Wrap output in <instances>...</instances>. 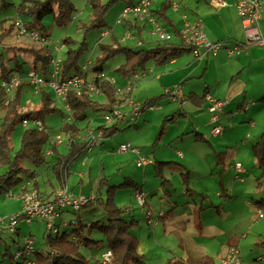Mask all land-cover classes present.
<instances>
[{"label":"rangeland","instance_id":"obj_1","mask_svg":"<svg viewBox=\"0 0 264 264\" xmlns=\"http://www.w3.org/2000/svg\"><path fill=\"white\" fill-rule=\"evenodd\" d=\"M11 5L3 8L0 5V30L2 27H9L13 20L24 18L17 14L16 7L21 0H7ZM73 7L74 17L66 21L63 24H58L52 14L45 16L41 22L42 27L47 34V45L51 47L50 52L52 54L60 55V51L57 52L53 49L54 44L63 43V39L69 37L71 42L68 47L75 48L82 42H85V50L81 55L79 64L82 66L87 61H91L93 66L88 67V71L94 67H101L102 70L110 76L115 78L116 85L121 88L124 83V77L117 71V67L123 61L122 54H115L113 56L103 57L102 52L97 45V41L104 44H110L115 36L118 41L130 48L133 47H146L152 46L160 40L157 34L152 32L150 25H146L142 34H139L137 28L131 25L125 20H130L132 23L139 24L140 21L130 19V16L122 20L121 23H116V19L119 16L125 2H115L107 11L105 15V26L101 28H91L86 30V25L90 22L91 10L88 0H70ZM105 2L106 0H102ZM181 7V1L179 2ZM186 8H181L175 11L171 5L167 8V15L176 24L177 28H181L183 25L182 14L185 13L189 19L193 17L195 9V1L184 2ZM153 7V6H152ZM160 22L164 25L168 32L169 38H173V26L169 21H165L163 17L159 16ZM13 30V29H12ZM110 31L103 37L100 36L102 31ZM128 30L134 38L122 39L125 35V31ZM13 34V33H12ZM165 41H168V39ZM4 38L0 35V68L2 65L5 67H13L15 61L23 63V56L19 55L16 59H9V54L6 45L3 41ZM13 37L10 35L9 41H12ZM140 39L143 44L138 45L137 40ZM57 41L61 43H56ZM32 45H35L32 43ZM67 46L62 48L61 54L66 51ZM183 54V53H182ZM168 64V63H167ZM150 66L155 68L159 67L154 64L152 60L148 61L145 68L138 70L139 72H149ZM29 68V64H23V69ZM1 83V77H0ZM14 90L12 97L15 96ZM45 91L53 97L56 109L54 112L46 114L42 121L46 125V131L50 138H53L57 134H64L61 129L63 117L66 115V111L63 107V102L53 94L50 87H46ZM165 90L153 74L147 75V78L137 80L132 84L131 96L141 103L146 104L148 100H154L156 109H144L135 121L129 120V116H124L117 121V130L111 136L103 137L100 140L99 146L93 147L91 151H83L75 157L68 165L66 187L74 195H83L89 197L90 194L95 193L98 197L94 200H90L86 206L80 207L77 211L71 208L64 209L63 218L66 222L71 219L80 218L84 223H88L92 219H99L100 224L105 221V212L101 207V198L105 197V190L103 189L100 181L103 177L108 180L109 184H119L127 178L132 179L135 183V187H120L115 195V201L121 208H129V215L135 219L138 228L135 229L137 233V250L143 253L145 256L146 264H199L197 259L204 257L203 253L200 255H194L187 258L182 252V246H175L176 240L174 236L176 232L192 238L194 245L199 243L204 246L209 245L211 257L209 264H227L223 258H227L230 246H237L238 258L240 264H264V250L263 248L255 245L257 241L258 229H264V217H256V207H250L245 204L241 194H234L229 197H221L216 195L220 189L218 186V173L222 174V180L224 182L225 193H231L229 189L234 186L236 189L242 188L244 192L255 194L256 177L258 170L248 166L247 173L242 174L244 181H240L233 178L232 170L229 167L231 157H234L233 150H239V153L246 148L251 147L252 143L257 139L251 137L246 146L237 149L235 142L240 139L242 131H231V124L227 120L226 122L219 120L217 124L223 129L222 133L213 137L209 133L212 128L210 123V114L202 113L196 115L193 111H186L181 108L179 101H173L169 96H164ZM4 97V96H3ZM5 98V97H4ZM2 98V99H4ZM41 94L40 92H34L28 84H24L19 92V106L21 109H32L40 105ZM94 99L98 101H105V95L95 96ZM2 101V100H1ZM159 107V108H158ZM119 108L122 111H127L128 107L125 104H121ZM6 112V105L0 104V121L2 120ZM250 112L256 117L264 116V110L259 109V106L250 108ZM132 112L129 113L131 115ZM104 111L89 109L87 112V118L82 121H77L76 125L80 128V134H84V130L87 125L91 128H96L98 125L106 123L104 120ZM135 122V123H134ZM134 123V124H133ZM35 122L29 121L27 125H24L21 121L17 122L14 126L10 137L9 144L10 149L8 151L10 159L13 158L15 152L20 147V140L23 131L27 128H33ZM264 130V129H263ZM261 130V131H263ZM161 131V132H160ZM261 131L259 133H261ZM199 133L204 138H197L196 133ZM245 137V136H244ZM242 142V140H240ZM238 142V145L240 144ZM246 142V141H245ZM131 144L132 147L137 148L139 155L145 156L151 159V163L144 166L136 165V153L132 151L119 152L118 147L120 144ZM57 151L54 155H46V163L40 166L32 165L29 161H24L22 165L29 168L31 171H35L37 181L39 182L41 189L44 184L49 186L48 181H52L54 185H58L59 181L57 173L53 169V164L56 161L58 154L66 155L68 148L63 145L57 146ZM214 150V151H213ZM216 151L221 152L222 164H215ZM157 160H164L171 162L164 169V175L170 180L171 186H174L176 190L172 192L171 199L177 204V211H182L188 215L190 219L192 215V208L195 207L198 211L196 203L199 204L202 200V194L205 198L204 204L209 202V199L213 202V207L205 208L200 211L204 216V229L206 233L218 232L223 234L219 237L210 238L204 233H198L197 227L192 226L186 219L178 221L182 226L184 223H188L187 226L182 229L177 224L175 228L171 223L165 225V221H160L153 226L148 223L147 220H153V217L158 216L157 210L161 208L166 210L171 204L168 203V197L162 196L157 192L156 187L160 183V179L154 173V163ZM181 160L187 161L188 178L187 186L194 188L196 192L189 189L186 194H183L185 183L180 176V171L176 163ZM7 169L6 163L0 162V174H3ZM26 173L29 174V171ZM30 175V174H29ZM25 175L21 176V180L25 178ZM234 183V185H232ZM20 184L17 187L10 189L14 195H8V193L0 194V218L8 219L11 215L18 214L21 209V203L16 197L17 190H20ZM170 186V187H171ZM141 189L140 194L143 196V200L147 202L145 207V215L140 212V209L146 205H141L135 198L133 192L136 189ZM259 194L264 196V190L259 189ZM239 191V190H238ZM146 193V194H145ZM202 193V194H200ZM260 195V196H261ZM225 198L224 200H222ZM248 200V199H245ZM219 204V206H218ZM93 207V209H90ZM150 209L153 215H147V210ZM220 215H216L215 218L209 217L208 212L210 210L218 209ZM89 209V210H88ZM209 210V211H208ZM225 210V211H224ZM165 212V211H164ZM169 212V211H168ZM198 213V212H197ZM59 219V218H58ZM56 220L57 222L59 220ZM166 219L170 220L168 215ZM64 220V219H63ZM198 220V218H197ZM65 223H58L59 230L62 232L66 230L69 232L71 225ZM153 226V227H152ZM18 229V233L15 229H11L7 226V222L0 224V264H14L15 260L12 259V254L16 250L24 245L26 238H32L35 245H39L43 242V235L46 232V222L42 219H33L30 222L25 220H19L15 225ZM202 229V228H201ZM172 233L173 235H169ZM88 235L85 229L83 234ZM90 236L93 239H103L102 235L94 230ZM225 237L223 241L222 237ZM236 240V242H234ZM233 250H236L232 248ZM106 250L105 241L90 242L89 246H81L80 251L86 257L90 258L91 264L97 262L101 264L103 257L102 253ZM186 251V255H187ZM200 253L196 251L195 254ZM237 253V252H236ZM193 254V253H188ZM195 261V262H194ZM134 264V263H133Z\"/></svg>","mask_w":264,"mask_h":264},{"label":"trees","instance_id":"obj_2","mask_svg":"<svg viewBox=\"0 0 264 264\" xmlns=\"http://www.w3.org/2000/svg\"><path fill=\"white\" fill-rule=\"evenodd\" d=\"M117 1L119 0H106L105 2H103L102 0H88L91 10V17L90 22L85 27L86 30H89L91 28H101L105 26V15L108 9ZM121 1H124L125 4H132L135 3L136 0ZM178 1L183 2L184 0ZM170 2L171 0H163L158 9L154 11L152 7V10L154 11L158 19L159 16H161L164 18L165 21H169V23L172 24L174 28L173 32L177 36H179L180 42L174 43L163 40L156 42L152 46H138L130 48L128 46L122 45L115 36H113V41L110 44H104L100 41H97V45L99 46V49L102 52V58L113 56L115 54L123 55V61L117 67V71L123 77L131 78L133 73L145 68L146 63L150 60H152L154 64L160 65L168 62L172 58L179 55L182 50L191 51L190 46L181 37L180 29L174 27L175 23L169 18L166 13L167 8L170 7ZM0 5L5 8L11 5V3L7 0H0ZM179 9L180 5L177 10ZM73 11L74 7L70 0H21V2L16 7L17 14L24 18V20L20 18L24 25H26L29 29H40L46 39L47 34L41 24L43 18L49 14H52L58 24H63L74 17ZM186 18H188L187 15ZM140 23L143 25H148L142 22ZM134 27L139 28L140 25L134 23ZM109 32L110 31H108V34H110ZM0 35L2 38H4L3 41L6 45L9 54V59H16V57L19 55H22L24 57L23 63H19V61L16 60V63L13 67L5 68L2 65V67L0 68L1 80L8 79V77L15 72L20 75H23L24 72L27 71L29 68L35 69L36 71L40 72L45 78H48L49 73L51 72L50 58L54 55L50 52V46H48L47 44L44 46H38L36 44L32 45V43H30L31 45L24 47H17L13 45L14 40L11 39L12 41H9L8 39L10 35H12L13 39L15 36L14 20L9 27L1 26ZM100 36L103 37L101 33ZM70 42L71 40L69 39V37L64 38L62 44L63 47L67 46V49L63 53V55L61 54L63 47L60 49V78L63 79L74 73L80 72L85 73L86 76L89 78H93L94 73L98 70H102V68L99 66L94 67L91 69V72H89L88 67L93 66L92 62V64L89 65L86 69L83 68L84 64L81 66L79 64V60L86 48L85 42H82L79 46L75 48L68 47ZM56 43L61 42L57 41ZM25 63L29 64V68L26 70L23 69V64ZM24 84L28 83L26 81H22L16 88H14V90L17 89L14 97H12L14 90L11 93H7L0 84V104H5L4 100L7 97L9 98L7 104H5L6 112L2 120L0 121V162L7 164L6 171L3 174H0V194L9 193L11 192L10 189L17 187L20 182L22 183V175L26 176L23 179L24 181H28L27 178H30L35 175V171H31L29 168H26L22 165L25 160L29 161L32 165L40 166L41 164L46 163V155H48V150H51L52 153L57 151V145L53 144V138L49 137L46 131V127L45 130H38L37 128L33 127L27 128L23 131L21 135L19 149L15 152L12 159H10L9 157V137L16 123L19 121L22 122L24 119H40L42 121L43 117L46 114L54 112L57 108L54 103L53 97L50 96L49 92L47 93L45 91L46 87H42L37 91L41 94L40 105L32 109H21L19 106V92ZM101 87L104 91L105 101H98L94 99L95 96H89L85 91L81 92V94L70 92L67 95L66 101L70 105L73 119L68 122L63 121L61 124V129L64 133L63 136H65V134H69L73 137V142L69 147H67L68 152L66 155H57L56 161L52 166L55 172L57 173L59 181L58 183L60 187L66 186V172L68 169V165L73 159H75V157H77L79 153L84 151V141L78 137V135L82 134H80V128L76 125V122L82 121L83 119L87 118V112L89 109L101 110L106 113L107 111H110L112 109V106L114 104L118 105L122 101L118 97L115 85L107 82L102 83ZM53 94L55 95L54 92ZM164 96H166V94H164ZM188 99L192 103L200 105L204 101L205 95L202 97H196L190 94L188 95ZM148 102L151 103L155 101L148 100ZM117 121L118 120H115L111 124L103 123L98 125L96 128H91L89 127V125H87L83 132H86L88 129L102 130L103 137L111 136L117 130ZM195 133L197 138L203 139L202 135L197 132ZM250 150L255 160L254 164L251 167L258 170L259 175V177H256V193L251 196V203L254 207L257 208L258 218H262L264 217V196L257 193L259 192L257 188L264 190V130L252 143ZM216 159L219 161L220 152H216ZM170 163L171 162L164 160H157L154 163V173L160 179V186L162 188L164 196H167L165 195L166 193H168V195L171 194L170 180L165 178L163 175V170ZM177 165L179 167L175 168L181 170L180 176L183 179V182L187 184L189 171H187L186 168L183 169L182 167L184 166L181 165L179 162L176 163V166ZM27 171H29L30 175L26 173ZM245 171L246 168L244 167V170L238 175L235 172L233 174V178L243 181L242 173ZM100 183L103 189L105 190V197L101 198L98 202L101 203V207L105 212V221L100 224L99 219H92L86 224L82 221L81 217L77 219H71L69 222L67 221L68 224L71 225L70 231L66 232V230H63L62 232H60V225L58 223L61 222L63 226L65 225V223H67L65 218L64 220L60 218L58 222L56 221L64 211V209H61L59 215L54 221L55 230L46 228L47 230L43 235V242L39 245H35V242L32 238H26L24 245L18 248L16 252L12 254V259L15 260L14 264H91L90 258L86 257L83 253H81L80 247L82 245L89 246L90 242L92 243L94 241L100 240L106 242V250L101 255L103 257L101 264H146L144 254L138 252L137 250V237L133 232V226L136 224L135 219L129 215V208H121L115 201V195L117 193L118 188L126 186L135 187L136 183L132 179L127 178L119 184L111 185L108 183V180L105 177L101 179ZM219 186V192L221 194L220 196L226 194L225 192H221L226 190L225 188H223L224 185L221 181H219ZM30 187L39 192V190L37 189L36 182H34ZM189 189L191 188L187 186L185 191H188ZM136 191L141 192V189H136L133 192L134 196ZM229 194H226V196H230ZM202 195L204 196L207 194ZM203 196L201 198L202 201L199 204L196 202V200H194V203H196L199 213L201 210L206 208L207 204H209V202L206 205L204 204ZM41 197L45 200L51 199L44 198L42 195ZM95 198L98 199L96 194H94L91 199L88 198L87 203L84 206H86L90 200H94ZM90 209H93V207H90ZM161 212L164 214L163 211ZM259 212H262V215H260ZM22 219L27 221L24 218L18 217L17 223L19 220ZM32 220H29L27 222H30ZM10 228L15 229V231L18 233L19 227H17V229L15 226ZM85 229L88 232L87 236L83 235ZM94 230L98 231L102 235L103 239H93L90 234ZM255 245L263 248L264 250V237H260L255 242ZM232 248L236 249V254L238 256L237 246H230L229 250ZM107 251L110 252V255L106 259L104 258V254ZM203 256L204 257H201L195 261H197L199 264H209L211 257L207 254H203ZM261 258L264 259V257ZM223 259L225 263L230 264L225 261L226 258ZM94 264H97V262H95Z\"/></svg>","mask_w":264,"mask_h":264},{"label":"crops","instance_id":"obj_3","mask_svg":"<svg viewBox=\"0 0 264 264\" xmlns=\"http://www.w3.org/2000/svg\"><path fill=\"white\" fill-rule=\"evenodd\" d=\"M162 1L163 0H153L152 6L154 11L160 7ZM186 1L189 2L191 0H184L181 3L180 9L186 8L184 5V2ZM193 1H195L196 11H194L193 17L190 18L192 19L197 18L201 21L204 34L209 41L223 42L226 45L219 48L215 53L205 52V54L198 59H195L191 51L182 50L179 55L172 58L168 62L157 65L159 67L155 68L154 66H150V70L148 73L138 71L139 73H144V75L141 76L140 78L133 79L132 77L131 78L124 77L125 84L121 88H123L126 84H130L131 91L127 96L122 94L118 95L119 99L122 100L118 105L120 106L121 103L125 104V106L128 107L127 111H129L130 106L127 104V98L130 97L133 98L131 96L132 84L137 80L147 78V75L149 74H153L154 78L157 79L159 83L162 85L163 90H165L164 94H166V96H169L174 102L179 101L181 108L185 109L186 111H193L196 115L202 114L204 112L210 114V123L213 125L211 130L209 131L211 136L217 137L222 133L223 129L221 130L220 134L215 135L212 133L213 127L217 125L219 126V124H217L219 120H222L224 122L228 120L230 124L233 121H236V123L234 122L231 124L230 128H232L231 131L240 130L244 132L242 133V135H240V139L237 142H235V144H237L236 145L237 149L240 147L244 148V146H246L247 141L251 137L255 138L256 135L260 134L259 132L264 129V116L256 117V115L250 112V108L252 107L256 108L258 106L259 109L264 110V44H260L256 42H250V43L247 42L248 40L242 28L241 18L235 7V0H193ZM220 2H222V4H220ZM129 16L130 19L131 18L134 19L131 15ZM128 21L131 25H134V23H132L130 20H125V22ZM138 25H140V27L137 28V31L139 32V34H142V31L146 27V25H143L141 23H139ZM174 27L177 28L176 24H174ZM258 28L261 36L264 38V10L258 21ZM173 36L174 37L173 38L170 37L168 41L174 43L180 42L179 36H177L175 33L173 34ZM137 42L138 45L143 44V42L140 39H138ZM235 43H238L239 45H243V47L238 52L229 54L227 52L228 46L230 47ZM13 45L17 47H24V46H29L31 44L24 40L17 39L14 36ZM5 68H9V67H5ZM115 86L116 88H118L116 84ZM170 88H176V90H178L181 95L179 94L177 96L170 95L167 92V90ZM190 94L196 97H202L206 94H209L215 99L226 100V104L223 106L222 110L217 112L218 119L216 121H212L213 113L207 109L209 102L206 99H204V101L200 105H196L188 99V95ZM144 109L146 108L144 107L143 109H141V112ZM30 121L34 122L33 119ZM44 126L46 125L44 124ZM240 140H242V142H240ZM238 142H240L239 145ZM233 152H234V157L233 158L231 157L230 165H229V167L232 170V174L236 172V170L233 167V164L236 161L242 163V165L246 169L248 168V166L251 167L254 164L255 160L249 147L246 148V150L241 151L240 153L239 150H233ZM54 154L55 152L48 155L50 156ZM214 159H215V164L223 165L224 161L222 159L221 152H220L219 161L216 159V157ZM179 163L184 166L182 167L183 169L186 168L188 171L187 161L181 160V162L179 161ZM244 173H247V170L242 174ZM163 175H164V170H163ZM217 177H218V186H219V181H221L224 185V182L222 180V174L218 173ZM27 179L28 181H24V180L22 181L19 189H21L25 185L30 187L34 182H36L37 189L44 198H52L55 191L58 189V185H54L51 180L48 181L49 186H46L45 183L43 189H41V186L37 181L36 173L35 175ZM232 185H234V183H232ZM186 187L187 185L185 184L183 194H186L187 192L185 191ZM156 189L158 193H161V195L164 196L160 183L158 187H156ZM173 189L174 186L172 185L170 187L171 194L170 195H168V193L165 194L167 195L166 197H168L167 199L168 203L171 205L166 210H164L165 212L161 208H158L157 210H160L158 212V216L156 218L153 217V220L151 221L149 220L147 221L153 226L154 225L156 226L160 221H165L164 222L165 225L167 223H171L172 226L175 228V224H177L182 229H184L189 223L192 226L197 227L198 233L200 234L204 233L210 238L215 239V237H218L219 239V237L223 234L221 233L218 234V232H214V231L212 233L205 232L206 229H204V224H203L204 216L201 215V213H199V211H197L195 207H191L192 215L190 219L188 218V215L186 213L182 211H177L178 204L173 199H171ZM191 190H193V192H196L194 188L193 189L191 188ZM175 191L176 190L174 189V192ZM229 191L231 192V194L228 193L230 195L229 197L233 196L234 194H241L244 203L249 205L250 207H254L251 203V196L253 195L251 193V190L250 193H248V192H244L242 188L236 189L233 186L232 189L231 188L229 189ZM18 192L19 190H17L16 193ZM221 192H225V191H221ZM94 194L95 193H92L89 196L92 197L94 196ZM226 194L222 195L221 197H226ZM216 195L220 196L221 194L220 192L219 193L216 192ZM203 199L205 201V198ZM224 199L225 198H223L222 200ZM145 201L144 203H146V205L144 206V208L142 207V209H140V212L144 214L146 218L144 211H145V207L147 206V202ZM207 207L208 208L213 207V202L210 199H209V204L206 205V208ZM129 211L130 209L128 210V213ZM161 211H163L164 214ZM63 213L64 212H62L61 216H59L58 220H60V218L64 219L62 217ZM208 213H209L208 214L209 217L215 218L216 215H220V210L218 208L212 211L210 210V212ZM149 214L154 216V214L150 209L147 210V215ZM167 215L170 220L166 219ZM256 217L258 218L257 211H256ZM182 219H186L188 223H184L181 226L178 221H181ZM136 228H138V225L135 224L133 226V232L135 235L137 234L135 232ZM258 230L259 231L256 233L257 234L256 237H258L257 240L260 237H264V229H258ZM174 231L176 232V235L174 236V239L176 240L175 246L178 245L182 246V244L185 245L182 246L183 249L182 252H184V256L186 258L187 256L193 257L194 255H200L201 253L210 254V255L212 254L211 251L209 250V245H210L209 243L205 246L201 243L194 245L192 242V238L185 236L180 232H177L176 229ZM169 235L172 236L173 234L169 233ZM222 238L223 241H225V237L223 236ZM234 242H236V240ZM186 251L188 253H193V254L187 253L186 255ZM196 251H200V253L195 254Z\"/></svg>","mask_w":264,"mask_h":264},{"label":"built area","instance_id":"obj_4","mask_svg":"<svg viewBox=\"0 0 264 264\" xmlns=\"http://www.w3.org/2000/svg\"><path fill=\"white\" fill-rule=\"evenodd\" d=\"M222 4V2H220ZM171 7L174 10L179 8L178 0H171ZM236 10L241 18L242 28L247 37V42H256L264 44V38L261 36L258 28V21L264 10V0H235ZM128 15H131L134 19L148 24L152 28V32L157 34L160 40H165L169 37V32L167 28L162 25L154 11L152 10V0H136L135 3L125 4L116 19V23H121ZM183 25L180 28V35L184 41L190 46L191 52L193 53L195 59L200 58L205 52L215 53L219 48L225 46L223 42H211L209 41L203 31L202 23L199 19H188L185 14H182ZM15 25V37L20 40H24L28 43H33L38 46H44L47 44V39L43 35L42 31L37 28L29 29L22 22L20 18L14 20ZM108 31H102L101 35H107ZM125 36L123 38H131V33L126 30ZM63 47L61 43L53 46V49L57 52ZM243 45L235 43L228 46L227 52L233 54L238 52ZM60 63L61 57L58 54H54L50 58L51 72L48 78H45L40 72L33 68H29L23 75L18 73L11 74L8 79H4L1 82L2 88L7 93H11L14 88H16L22 81H26L28 85L37 92L42 87H50L56 96L60 98L63 102V107L66 111V115L63 117L64 122L71 121L73 119L72 111L70 109L69 103L66 101L67 95L70 92L76 94H81L85 91L89 96H100L104 95V91L101 87L102 83L109 82L115 85V78L113 76L107 75L104 71L98 70L94 73L93 78H89L85 73H74L63 79L60 78ZM91 61H87L83 68H87L91 65ZM144 73L135 72L132 74L133 79L140 78ZM131 91V85L126 84L123 88H116L118 95L122 94L127 96ZM167 92L172 96H177L179 93L176 88H170ZM205 99L209 102L207 109L213 113L212 121L218 119L217 112L222 110L223 106L226 104V100H219L213 98L211 95L206 94ZM9 98L4 100L7 104ZM127 104L130 106L129 111H122L119 105L114 104L110 111L104 113L103 117L105 124H111L115 120L122 119L124 116H129V120L132 122L136 120L139 116L141 109L144 107L146 109L156 108L155 102H148L141 106L137 100L133 98H127ZM132 112L131 115L129 113ZM30 120L24 119L22 123L26 125ZM35 128L38 130H45L43 122L39 120H34ZM222 128L220 126H214L212 133L217 135L221 133ZM78 137L84 141V151L89 152L93 147L99 146L100 140L103 138L102 130L88 129L84 134L78 135ZM54 145H63L64 147H69L73 142V137L69 134H57L53 137ZM132 151L136 153V165L141 167L151 163V159L145 156L139 155L137 148L132 147L131 144H120L118 147L119 152ZM48 154L52 153L51 150L47 151ZM234 169L237 175L244 170V167L240 162L234 163ZM8 195H14L9 192ZM16 197L21 203V209L18 214L11 215L8 219L0 218V224L7 222V225L13 227L17 223V218H24L27 221L34 218L42 219L46 222L49 229L55 230L54 221L59 215L61 209L71 208L77 210L87 203L88 198L83 195H74L66 186L58 188L51 199H43L40 193L28 186H23L21 190L16 193ZM135 198L137 201L144 205L143 196L139 191L135 192ZM262 215V212H259ZM236 250L231 249L229 252L226 262L230 264H240L239 258L236 254ZM110 252L107 251L104 254V258H108Z\"/></svg>","mask_w":264,"mask_h":264}]
</instances>
